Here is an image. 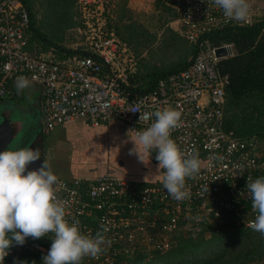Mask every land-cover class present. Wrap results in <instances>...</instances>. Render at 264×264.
Returning <instances> with one entry per match:
<instances>
[{
    "label": "built area",
    "instance_id": "2783aa9c",
    "mask_svg": "<svg viewBox=\"0 0 264 264\" xmlns=\"http://www.w3.org/2000/svg\"><path fill=\"white\" fill-rule=\"evenodd\" d=\"M111 0H77L78 24L71 29V63L36 57L29 52L30 9L23 0H0V99L16 94L17 77L42 90L45 129L86 119L98 126L109 121L135 130L155 117L140 120V112L173 107L180 111L171 136L185 152L198 151V174L186 178L190 196L178 201L163 182L136 183L110 171L91 183L59 179L57 197L68 202V217L89 235L101 232L108 243L80 264H127L143 254L147 259L167 253L179 233H198L211 226L220 231L254 229L257 215L246 187L248 178L264 176V140L237 137L223 129L226 86L219 63L236 54L234 44L214 45L213 37L228 27H247L264 18L250 3L246 20L226 17L215 0H174L178 33L196 47L186 69L160 79L153 89L132 97L127 88L140 70V56L117 35L110 17ZM223 51V55L219 52ZM213 154L218 156L213 157ZM255 230V229H254ZM27 237L13 244L0 264H43L53 233Z\"/></svg>",
    "mask_w": 264,
    "mask_h": 264
},
{
    "label": "trees",
    "instance_id": "16d2710c",
    "mask_svg": "<svg viewBox=\"0 0 264 264\" xmlns=\"http://www.w3.org/2000/svg\"><path fill=\"white\" fill-rule=\"evenodd\" d=\"M23 1L30 9L31 24L27 39L31 54L60 63H71L82 54L72 48L76 38L71 29L78 24L77 0ZM122 1L125 11L118 16L114 11L110 17L118 37L124 43L137 53L140 48H156L150 56L157 50H180V59L164 67L149 66L144 61L146 57H140V70L127 87L134 97L153 89L167 75L189 67L196 47L167 27L168 22L177 17V12L172 8L174 0H157V10L167 16L166 19L156 17L157 24L153 26L163 30L160 34L146 28L142 21L128 13L125 6L128 1ZM212 42L214 45L234 44L236 51L233 57L219 63L220 72L230 79L226 86L223 129L234 132L237 137L264 140V18L252 26L220 30ZM151 59L159 61L153 57ZM14 88V96L21 94L22 89ZM263 259L264 234L259 231L243 228L218 231L215 227L207 226L195 234L179 233L176 243L165 254H156L151 259L138 254L128 258L127 264H250Z\"/></svg>",
    "mask_w": 264,
    "mask_h": 264
},
{
    "label": "clouds",
    "instance_id": "9594fccd",
    "mask_svg": "<svg viewBox=\"0 0 264 264\" xmlns=\"http://www.w3.org/2000/svg\"><path fill=\"white\" fill-rule=\"evenodd\" d=\"M215 3L228 18L243 21L249 17V0H215ZM29 83L26 77H17L18 89ZM153 116L155 119L146 128L132 129L135 139H131L134 146L130 151L142 160L141 153L152 155L155 149L158 161L155 175L162 174L164 188L174 199L182 201L190 196L186 178L200 172L202 160L198 151L185 152L171 136L180 121V111L173 107L144 111L140 112L139 121ZM40 157L37 147L0 151V260L8 255L13 244H24L29 236L39 238L53 233L43 264H80L85 256L98 255L108 241L101 232L95 235L83 232L80 222L68 217V202L57 197L58 175L45 161L40 168L26 171L29 163ZM246 187L257 211L251 224L264 234V176L248 178Z\"/></svg>",
    "mask_w": 264,
    "mask_h": 264
},
{
    "label": "crops",
    "instance_id": "0c3cea01",
    "mask_svg": "<svg viewBox=\"0 0 264 264\" xmlns=\"http://www.w3.org/2000/svg\"><path fill=\"white\" fill-rule=\"evenodd\" d=\"M17 94V96L9 97V101L5 103L9 112H15L14 126L3 128L1 135L5 140L8 136L14 134L15 126L20 127V123H22L20 121L24 118V107H27L35 127L33 132L39 135L37 139L42 138L43 141V146L42 141L39 144L41 157L29 163L30 170L37 166L40 168L45 161V164L52 168L59 179L71 183H91L98 176L110 171L121 178L132 179L131 181H138V183L163 181L162 174L155 175L158 165V161L155 159V149H153V156L141 153L143 161L139 159L136 153L130 151L134 146L131 139L134 140L135 137L125 123L109 121L94 126L86 119H78L46 130L42 90L40 89L38 93L30 89L27 97L29 99L24 104L19 101V99H25L23 93ZM24 137L19 130L18 140H24ZM27 141H30L29 137ZM23 142L21 147H23ZM135 161L147 166L148 169L132 168Z\"/></svg>",
    "mask_w": 264,
    "mask_h": 264
},
{
    "label": "rangeland",
    "instance_id": "374dc122",
    "mask_svg": "<svg viewBox=\"0 0 264 264\" xmlns=\"http://www.w3.org/2000/svg\"><path fill=\"white\" fill-rule=\"evenodd\" d=\"M127 1H128V3L125 6H127L126 10L128 11V13H130L134 18H137L139 21H142L144 23V25L146 26V28L153 30V32L160 34L163 31L161 28H158V27L154 28V26H153V25L157 24L156 17L161 18V19L167 18V16L165 17L163 15V13L161 14L160 10H157V6H156L157 0H127ZM251 3L253 5L255 4V10L259 9L257 11V14L262 15V13L264 12V0H251ZM117 8H118V10H116ZM114 11H117V16L120 15L119 13H122L123 11H125L124 1H122V0H111L110 14L114 15ZM40 15H41V12L39 13V16ZM165 15H167L166 12H165ZM167 27H169L173 31L178 32L177 31V24L175 23V20L168 22ZM68 45H70V43ZM150 49L151 48H140V50L138 52L141 59L143 57H146L144 59V61L146 63L148 62L149 66L156 65L158 67L159 66L164 67V66L171 64V63H174L178 59H180V50H176V49H173V50H157V52L155 54H153V56H150V53L156 51V48L153 50H150ZM151 57H153V59H156L159 61H152ZM30 89H32L33 91L38 92V93L40 90L39 87L33 86V85H28V86L24 87L22 89V93H23V96H25V99L24 100L19 99V101H21L20 102L21 104L26 103L27 102L26 100L29 99L27 97H28ZM3 100L4 101H0V110L2 113H5V117H3V119H0V125H2L3 127H9V126L13 127L14 126L13 120L15 117V112H9L5 106V103H7L9 101V99L4 98ZM23 116H24V118L22 119V121H20V122H22V123H20V127L15 126L16 129L14 128V134L11 136H8L3 141V143L0 144V151H1V149H3V147H5L6 150L8 148L13 149V150L20 148L22 146V141H24L23 142V147H24L27 144V142H29V141H27L28 137L30 138V141H31V139L35 133V132H33L35 127H34V124L32 123L30 113H29L27 107H24ZM19 130H20V133L22 134V136H25L24 140H21V139H20L21 141L18 140ZM125 132L127 133L126 130H125ZM20 138H21V136H20ZM146 162H147V160H146ZM137 167H140L141 169H148L147 166L141 164L140 162L135 161L132 165V168L135 169ZM30 168H31V166L28 165L26 171L28 169L30 170ZM32 169H38V166L34 167ZM137 254H139V253H137ZM129 258H132V257H129ZM250 264H264V259L261 261H258L256 263H250Z\"/></svg>",
    "mask_w": 264,
    "mask_h": 264
},
{
    "label": "water",
    "instance_id": "95a60500",
    "mask_svg": "<svg viewBox=\"0 0 264 264\" xmlns=\"http://www.w3.org/2000/svg\"><path fill=\"white\" fill-rule=\"evenodd\" d=\"M219 54L220 55H223V51L221 50L219 52ZM3 128H5V127H3L2 125H0V144H2L3 141H4V139L2 138V135H1V130H3ZM36 134L37 133L35 132L34 135H33V137H32V139H31V141H29V143L26 144V146H30L31 147L36 142L37 138L39 137V135H36ZM40 141H42V138H40ZM41 143H42V146H43V141ZM4 150H5V147H3V149H1V151H4Z\"/></svg>",
    "mask_w": 264,
    "mask_h": 264
},
{
    "label": "flooded vegetation",
    "instance_id": "af4514ba",
    "mask_svg": "<svg viewBox=\"0 0 264 264\" xmlns=\"http://www.w3.org/2000/svg\"><path fill=\"white\" fill-rule=\"evenodd\" d=\"M5 117V113H0V118L3 119ZM40 138L36 140V142L31 146L32 148H39L40 147Z\"/></svg>",
    "mask_w": 264,
    "mask_h": 264
}]
</instances>
